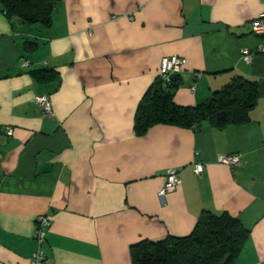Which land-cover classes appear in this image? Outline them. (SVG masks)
<instances>
[{"label":"crops","instance_id":"0c3cea01","mask_svg":"<svg viewBox=\"0 0 264 264\" xmlns=\"http://www.w3.org/2000/svg\"><path fill=\"white\" fill-rule=\"evenodd\" d=\"M262 7L61 0L44 27L0 6V264H30L40 215L50 220L44 264H132L131 244L188 235L203 211H226L248 230L234 264H264V52L250 28ZM170 55L186 59L176 104L195 106L240 76L258 84L249 119L138 135L139 102ZM41 69L55 77L37 80L31 71ZM226 154L239 163L220 162ZM169 169L180 183L161 197Z\"/></svg>","mask_w":264,"mask_h":264},{"label":"trees","instance_id":"16d2710c","mask_svg":"<svg viewBox=\"0 0 264 264\" xmlns=\"http://www.w3.org/2000/svg\"><path fill=\"white\" fill-rule=\"evenodd\" d=\"M60 1L0 0V6L8 19L15 17L24 24L48 27ZM25 48L33 50L35 44L26 42ZM31 74L39 81L55 77L51 69L32 70ZM179 84V75L170 84L159 76L155 78L135 114L134 129L138 135L157 124L195 130L206 123L218 128L242 124L249 119L258 97L256 81L235 76L203 102L182 106L173 100ZM247 238L248 230L236 217L226 211H203L188 235L143 239L131 244L129 251L132 264H234Z\"/></svg>","mask_w":264,"mask_h":264},{"label":"built area","instance_id":"2783aa9c","mask_svg":"<svg viewBox=\"0 0 264 264\" xmlns=\"http://www.w3.org/2000/svg\"><path fill=\"white\" fill-rule=\"evenodd\" d=\"M264 1V0H262ZM251 32L259 36L260 42L257 47V52H264V7L260 13L250 22ZM251 53L247 49H242L241 54L242 58L246 62H250ZM186 64V59L178 55L164 56L161 59L159 67V77L167 84L172 82L171 75H179L184 65ZM25 65L28 66L29 62L26 61ZM35 102L40 104L43 107L45 114H51V105L50 100L46 96L36 97ZM10 131V130H9ZM220 162L228 166H234L239 163V158L236 154H226L219 156ZM203 170V165L197 163L194 165V172L200 174ZM180 183L178 171L176 169H169L167 172L166 180L163 187L159 191V195L162 197L167 192L173 191L178 184ZM50 225V220L46 215H40L36 218L35 229H34V238L39 244L38 248L34 250L30 256V264H44L45 263V252L43 249V244L46 240V233Z\"/></svg>","mask_w":264,"mask_h":264},{"label":"water","instance_id":"95a60500","mask_svg":"<svg viewBox=\"0 0 264 264\" xmlns=\"http://www.w3.org/2000/svg\"><path fill=\"white\" fill-rule=\"evenodd\" d=\"M176 77H177L176 74H172V75H171V78H172L173 81L176 79Z\"/></svg>","mask_w":264,"mask_h":264}]
</instances>
